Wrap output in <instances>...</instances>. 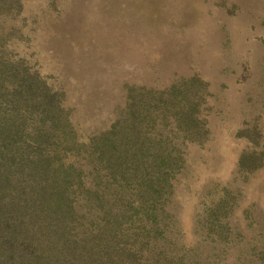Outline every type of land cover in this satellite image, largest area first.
<instances>
[{
	"label": "trees",
	"instance_id": "1",
	"mask_svg": "<svg viewBox=\"0 0 264 264\" xmlns=\"http://www.w3.org/2000/svg\"><path fill=\"white\" fill-rule=\"evenodd\" d=\"M24 1L0 0V264H218L177 247L167 208L183 148L208 139L197 115L204 97L193 91L200 80L163 90L128 86L110 125L81 141L64 90L14 45ZM237 132L251 144L237 167L251 171L264 163V132L255 119ZM233 200L222 188L203 208L212 254L216 244L233 245L226 221ZM238 254L264 264L260 239Z\"/></svg>",
	"mask_w": 264,
	"mask_h": 264
},
{
	"label": "rangeland",
	"instance_id": "2",
	"mask_svg": "<svg viewBox=\"0 0 264 264\" xmlns=\"http://www.w3.org/2000/svg\"><path fill=\"white\" fill-rule=\"evenodd\" d=\"M53 1L49 8L24 1L13 44L64 90L79 140L110 125L130 85L163 90L200 80L193 91L204 97L197 115L209 135L183 148L167 202L171 232L184 253L199 249L208 263L214 255L218 264H246L238 258L242 246L264 244V163L237 167L241 150L251 147L237 129L255 119L264 132V0ZM171 139L180 141L179 134ZM222 188L234 198L226 217L234 240L212 254L203 208Z\"/></svg>",
	"mask_w": 264,
	"mask_h": 264
}]
</instances>
